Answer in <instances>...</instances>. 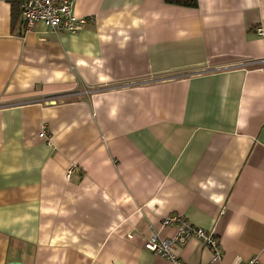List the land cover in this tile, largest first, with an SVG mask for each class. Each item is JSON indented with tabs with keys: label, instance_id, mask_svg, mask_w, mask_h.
I'll use <instances>...</instances> for the list:
<instances>
[{
	"label": "crops",
	"instance_id": "crops-1",
	"mask_svg": "<svg viewBox=\"0 0 264 264\" xmlns=\"http://www.w3.org/2000/svg\"><path fill=\"white\" fill-rule=\"evenodd\" d=\"M72 1L75 34L0 0V264H172V215L222 249L182 264H264V0Z\"/></svg>",
	"mask_w": 264,
	"mask_h": 264
},
{
	"label": "built area",
	"instance_id": "built-area-1",
	"mask_svg": "<svg viewBox=\"0 0 264 264\" xmlns=\"http://www.w3.org/2000/svg\"><path fill=\"white\" fill-rule=\"evenodd\" d=\"M19 12L25 26L30 30L36 24L43 25L50 33L66 32L75 34L88 22L87 19L77 18L73 14L72 0H20ZM259 36L262 29H257ZM45 136V133L40 135ZM162 226L173 227L175 235L172 238L160 239L152 235L145 243V249L172 264H182L173 254L174 247L185 245L192 239L198 240L210 250L215 261L222 257V249L216 236L211 231H205L190 225L179 216H167L162 220ZM235 264H258L257 258L252 257L246 262L237 261Z\"/></svg>",
	"mask_w": 264,
	"mask_h": 264
},
{
	"label": "trees",
	"instance_id": "trees-1",
	"mask_svg": "<svg viewBox=\"0 0 264 264\" xmlns=\"http://www.w3.org/2000/svg\"><path fill=\"white\" fill-rule=\"evenodd\" d=\"M167 4L182 6V7H195L197 6L196 0H165Z\"/></svg>",
	"mask_w": 264,
	"mask_h": 264
},
{
	"label": "water",
	"instance_id": "water-1",
	"mask_svg": "<svg viewBox=\"0 0 264 264\" xmlns=\"http://www.w3.org/2000/svg\"><path fill=\"white\" fill-rule=\"evenodd\" d=\"M11 264H19V263H11Z\"/></svg>",
	"mask_w": 264,
	"mask_h": 264
}]
</instances>
